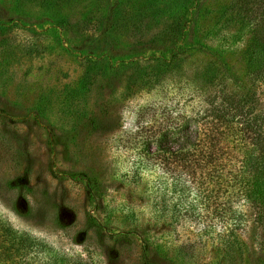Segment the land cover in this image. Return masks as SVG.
I'll use <instances>...</instances> for the list:
<instances>
[{"label":"rangeland","instance_id":"rangeland-1","mask_svg":"<svg viewBox=\"0 0 264 264\" xmlns=\"http://www.w3.org/2000/svg\"><path fill=\"white\" fill-rule=\"evenodd\" d=\"M107 1L0 0V220L42 241L38 263L47 247L89 264H143L145 251L154 264H264L249 204L232 199L238 226L224 234L208 219L206 169L192 180L156 159L146 167L142 153L166 124L205 123L196 118L224 86L264 110L243 0H157L155 16L142 13L156 0H122L108 35ZM168 41L185 53L146 60Z\"/></svg>","mask_w":264,"mask_h":264},{"label":"trees","instance_id":"trees-1","mask_svg":"<svg viewBox=\"0 0 264 264\" xmlns=\"http://www.w3.org/2000/svg\"><path fill=\"white\" fill-rule=\"evenodd\" d=\"M110 2L108 6L107 1V13L112 22L107 28V35L116 30L122 17L119 7L122 0ZM240 2L242 5L238 15L242 12L244 15L238 17L239 23L249 29L252 36L244 50L247 75L259 78L264 76V0ZM157 6L156 0L142 14L150 10L154 16L157 15L160 12ZM244 17L250 22L244 21ZM254 20L256 23L252 29L250 23ZM181 31L176 23L170 35H178ZM168 42L169 46H160L164 50L157 47L146 60L165 59L167 53L176 58L185 53L187 46L181 41ZM160 62L164 70L168 63L166 60ZM236 86H224L210 97L203 116L196 118L197 121L205 119V123L200 126L195 124L198 127L194 129L191 128L193 121L190 123L189 120L178 125L166 124L154 134L150 133L152 135L145 139L142 152L146 167L150 166L152 159H156L163 169L174 171L179 167L180 173L192 180L198 169H206L208 219L222 222L226 230L224 234L233 233L238 226L234 200H243L252 207L255 221L264 231V110L253 103L254 94L239 90ZM175 184L176 181L173 182ZM190 207L196 211V203H191ZM224 234L217 236L225 246L237 242L225 241ZM43 249L42 241L0 220V264H89L81 259L69 261L47 247L49 261L38 263L32 256ZM142 262L154 264L149 252H144Z\"/></svg>","mask_w":264,"mask_h":264}]
</instances>
